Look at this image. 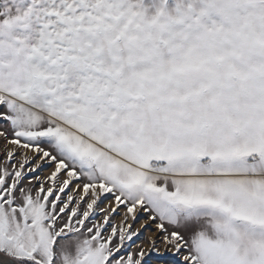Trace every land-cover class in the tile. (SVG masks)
<instances>
[{
	"label": "snow or ice",
	"instance_id": "snow-or-ice-1",
	"mask_svg": "<svg viewBox=\"0 0 264 264\" xmlns=\"http://www.w3.org/2000/svg\"><path fill=\"white\" fill-rule=\"evenodd\" d=\"M0 264H264V0H0Z\"/></svg>",
	"mask_w": 264,
	"mask_h": 264
}]
</instances>
